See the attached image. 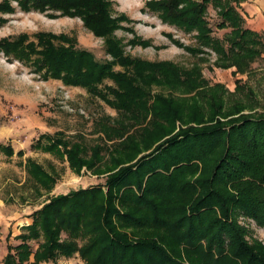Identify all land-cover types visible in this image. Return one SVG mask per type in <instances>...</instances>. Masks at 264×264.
Listing matches in <instances>:
<instances>
[{"label":"trees","instance_id":"1","mask_svg":"<svg viewBox=\"0 0 264 264\" xmlns=\"http://www.w3.org/2000/svg\"><path fill=\"white\" fill-rule=\"evenodd\" d=\"M242 1L146 0L144 5L183 34L196 32L198 45L215 52L225 66L240 67L264 52V37L245 25ZM12 2L21 12L79 18L104 39L105 54L112 58L96 59L73 37L45 32L34 34L35 42L25 33L0 39L3 54L30 62L44 78L84 87L137 121L145 120L137 111L151 117L139 141L118 149L112 167L97 170L107 172L103 183L49 197L29 214V224L20 226L15 244L9 230L2 263L54 264L60 255L77 252L84 264H264V245L246 240L247 230L237 223L243 215L264 228V112L242 113L253 106L239 101L224 109L214 99L205 101V110L200 90L190 102L175 104L158 94L151 102L149 86L179 82L178 68L125 55L114 31L128 18L113 15L111 0H2L0 13L14 12ZM209 3L218 9L216 26L229 28L224 40L212 35L205 18ZM184 86L190 90L192 81ZM235 89L255 96L239 80ZM176 122L185 126L176 129ZM35 146L66 159L77 173L101 158L97 149L83 157V146L68 143L60 132L41 133ZM0 151L23 156L2 143ZM24 167L41 188L54 189L58 173L30 158Z\"/></svg>","mask_w":264,"mask_h":264},{"label":"rangeland","instance_id":"2","mask_svg":"<svg viewBox=\"0 0 264 264\" xmlns=\"http://www.w3.org/2000/svg\"><path fill=\"white\" fill-rule=\"evenodd\" d=\"M145 1L111 0V8L113 15L122 14L128 18L120 23L123 28L114 31V36L122 41L125 55L178 68L179 82L163 81L149 86L151 102L157 94L175 104L190 102L200 90L197 95L202 96L198 101L205 110V101L214 99L217 102L221 100L224 109L239 101L253 106L252 110L245 108L242 113L264 112V52L253 60L241 61L240 67L236 64L225 66L215 52L198 45L194 36L196 32L183 34L178 28L162 22L156 13L145 7ZM12 4L16 8L14 12L0 13V19H3L0 21V39L25 33L35 42L33 35L37 32L66 34L77 41L79 48L94 54L96 59L111 60L112 57L105 54L104 39L94 36L79 18L57 14L50 17L38 11L21 12L15 2ZM239 5L245 25L264 37V0H243ZM207 6L205 18L212 35L223 39L229 28H218V9L211 3ZM133 38L146 43L131 44ZM113 68L123 70L119 65ZM236 80L241 81L243 87H250L255 96L249 98L244 91H236ZM184 81H192L190 90L185 88ZM105 83L114 85L108 79ZM136 114L141 119L145 116V120L138 122L130 113L112 108L84 87L67 86L58 79L44 78L30 62L0 51V143L13 146L15 152H23L21 157L15 153L7 157L0 151V216L3 214L7 222L11 220L8 229L15 232L14 220L24 222L51 196L103 183L107 172L99 174L97 170L112 167V158L119 156L118 149L131 140L139 141L144 130L150 127L149 113L137 111ZM175 125L176 129L185 126L180 122ZM56 132L62 133L70 144H81L85 158H89L93 150L100 151L98 163L90 169L83 167L77 173L69 167L66 159L35 146L41 133L55 135ZM27 158L59 174L54 189L47 192L26 174L24 165ZM237 223L247 230L246 240L256 239L264 245V228L253 218L239 215ZM6 230L7 225L2 233L6 234ZM1 245L3 247L4 241ZM52 263L85 262L76 252L70 257L60 255Z\"/></svg>","mask_w":264,"mask_h":264},{"label":"crops","instance_id":"3","mask_svg":"<svg viewBox=\"0 0 264 264\" xmlns=\"http://www.w3.org/2000/svg\"><path fill=\"white\" fill-rule=\"evenodd\" d=\"M3 217H4V215L1 214V216H0V225H1V228H0V264H3L2 263V258L5 255V253L7 252V248H6V243H7L6 242V236L8 234L7 232L9 231L8 227H10V224H11V220L7 222L6 219H4ZM29 222H30L29 221V218H26V220L24 222H22V220H17V219L14 220V222L12 224H13V226H14V228H15L16 231L15 232L11 231L12 237L10 238V241L9 242H11V240H13V243L14 244L17 243L18 241L17 240H14L13 237L16 234H18L20 226L27 225V224H29ZM6 225H7L6 234L5 233L3 234L2 231H4V229H6ZM3 241H4V245L2 247L1 243H3Z\"/></svg>","mask_w":264,"mask_h":264}]
</instances>
